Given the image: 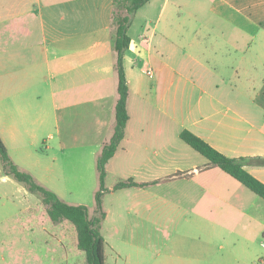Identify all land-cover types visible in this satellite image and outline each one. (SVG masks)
I'll use <instances>...</instances> for the list:
<instances>
[{
    "label": "crops",
    "instance_id": "obj_1",
    "mask_svg": "<svg viewBox=\"0 0 264 264\" xmlns=\"http://www.w3.org/2000/svg\"><path fill=\"white\" fill-rule=\"evenodd\" d=\"M115 3L0 0V138L18 168L62 200L59 185L77 176L80 157L59 162L53 152L42 164L36 143L44 132L53 151L85 147L91 168L110 140L118 99ZM127 33L129 119L106 174L144 184L118 189L125 209L102 208V222L111 215L115 231L171 227L182 238L162 247L132 242L126 255L114 245L116 260L261 264L264 199L210 165L180 132L245 159L244 169L264 183V164L248 160L264 159V0H149Z\"/></svg>",
    "mask_w": 264,
    "mask_h": 264
},
{
    "label": "rangeland",
    "instance_id": "obj_2",
    "mask_svg": "<svg viewBox=\"0 0 264 264\" xmlns=\"http://www.w3.org/2000/svg\"><path fill=\"white\" fill-rule=\"evenodd\" d=\"M125 4H128L127 0H118L116 13H123ZM45 134L41 132L36 143L40 162L44 164L51 161L53 152L59 162H64L70 155L80 157L74 161L78 164L74 170L77 176L69 177L59 186L63 189V200L66 203L84 205L90 216L93 215L96 208L95 193L99 187L96 162L89 167L91 161L85 147L76 148L70 154L46 148L43 142L46 140ZM122 173L125 174L126 169ZM3 174L5 173L0 162V264H87L85 253L77 247L74 225L68 220L53 222L47 214L46 205L36 194L29 192V196H25L18 188L22 184H11L2 178ZM117 176L111 171L105 176L106 190L101 196L103 210L125 209L124 206H118V203L126 200L121 196L123 193L113 189V186L127 178L120 179ZM181 222L176 217L175 223ZM114 226L117 224L112 222L111 215L109 220L101 223V233L105 238L106 264H124L116 260V253L112 248L114 245H118L121 254L126 255L129 243L132 242L142 244L145 241L162 247L182 238L180 232L171 227L167 231H150L146 235V232L127 231L125 226H119V230L115 231Z\"/></svg>",
    "mask_w": 264,
    "mask_h": 264
},
{
    "label": "trees",
    "instance_id": "obj_3",
    "mask_svg": "<svg viewBox=\"0 0 264 264\" xmlns=\"http://www.w3.org/2000/svg\"><path fill=\"white\" fill-rule=\"evenodd\" d=\"M117 1L118 0H116L115 4H117ZM127 1L128 4H125L123 13H116V5L114 11L115 37L113 48L116 52L115 67L118 74V99L115 105L114 132L110 140L104 144L96 160L99 187L95 193L96 208L94 214L90 216L87 207L84 205H71L66 203L64 200L60 199L55 192L36 182L30 173L20 170L9 156L6 146L0 138V162L4 173L10 175L17 182L22 183L29 192L37 195L46 205L47 214L53 222L68 220L74 225L77 234V247L85 253L87 264H105V239L101 233V222L105 217V213L102 210L101 196L106 190L104 186L106 164L114 155L123 139L125 126L129 119L126 108L128 86L123 67V56L130 45V37L127 32L134 14L138 8L149 0ZM180 138L187 145L204 156L210 165L218 166L224 172L228 173L264 199V183L244 169L243 160L245 159H234L223 155L212 148L203 139L186 129L180 132ZM248 160L258 164H264V159ZM143 184L144 183H138L130 178L116 183L113 189L141 186ZM261 264H264V260Z\"/></svg>",
    "mask_w": 264,
    "mask_h": 264
},
{
    "label": "built area",
    "instance_id": "obj_4",
    "mask_svg": "<svg viewBox=\"0 0 264 264\" xmlns=\"http://www.w3.org/2000/svg\"><path fill=\"white\" fill-rule=\"evenodd\" d=\"M147 73H148V75H151V71L150 70H148Z\"/></svg>",
    "mask_w": 264,
    "mask_h": 264
}]
</instances>
